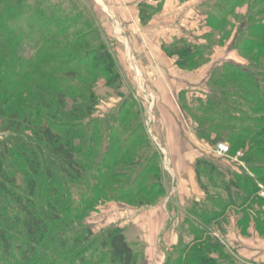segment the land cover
I'll return each instance as SVG.
<instances>
[{
	"label": "rangeland",
	"instance_id": "1",
	"mask_svg": "<svg viewBox=\"0 0 264 264\" xmlns=\"http://www.w3.org/2000/svg\"><path fill=\"white\" fill-rule=\"evenodd\" d=\"M120 1L0 0V83L12 95L10 105L21 106L28 99V92L43 91L49 73L59 76L58 82L49 84L67 95L70 117L60 115L56 120L63 126L67 122L73 124L76 147L82 149L79 140L84 138L88 148H92L81 159L89 171L86 178L74 185L70 183L75 186L70 198L60 193L54 200L61 204L60 220L41 247L44 251L40 264H115L110 249L103 246L107 232L114 229L123 231L136 264H179L182 251L192 254L197 246L192 244L194 232L213 238L223 247L213 253L217 260L223 252V256L229 257L222 259L225 262L233 259L234 264H264V226L258 223L264 221V183L257 182V196L262 203L255 202L247 189L238 188L239 179L243 180L241 185L244 179H257L245 161V152H235L231 141L225 140L218 144H226L232 152L221 155L216 148V136L212 135L211 141L201 138L199 124L187 110L189 106L196 107L198 99L205 100L210 95L212 76H207L211 71L228 64L239 69L250 67L243 44L238 42L234 46L247 6L237 9L241 18L230 17L224 44H219L216 37L210 61L187 70L173 66L177 58L167 53L163 42L170 41L172 35L199 44L210 32L206 14H213L218 20L223 17V11L214 8L217 1L175 0L167 4L164 13H154L153 19L146 22L141 19L142 25L134 24L137 20L133 15L127 19L120 17ZM162 1L148 0L153 7L163 6ZM92 29L97 32L77 45V34ZM210 29L208 36L213 33ZM42 32L45 38L41 37ZM40 39H45L41 47ZM100 52L105 53L102 59L98 58ZM143 54L144 59L148 56L145 80L151 85L152 96L137 88L134 68ZM40 56L52 65H43L38 60ZM96 64L103 66L97 68ZM107 67L112 68V73L105 71ZM162 90L163 93L159 92ZM235 104L239 105L236 101ZM76 107L80 112L73 115ZM247 124H238L237 128L242 130ZM136 132L145 140L137 141L126 158L124 151L130 148L131 134ZM12 134L5 130L0 118V142ZM27 134L33 136L32 132ZM193 146L209 157L204 159ZM146 148L148 154L158 153L160 168L149 176L146 185L162 187V194L128 198L134 191L139 194L138 187H130L140 182L138 154H146ZM135 160L133 169L130 166ZM187 162L195 163V170L188 169ZM118 163L121 165L116 166ZM115 172L128 174L112 181ZM78 185L81 186L76 188ZM50 191L41 190L39 196H50ZM215 200L228 207L225 217L209 224L193 219V210L198 207L224 211L222 205L211 204ZM22 242L23 238L16 240L10 258H4L0 249V264H21L15 248Z\"/></svg>",
	"mask_w": 264,
	"mask_h": 264
},
{
	"label": "trees",
	"instance_id": "2",
	"mask_svg": "<svg viewBox=\"0 0 264 264\" xmlns=\"http://www.w3.org/2000/svg\"><path fill=\"white\" fill-rule=\"evenodd\" d=\"M212 1L215 2V0L210 2ZM216 1L217 4L214 8L223 11V17L218 20L214 18L213 14H209L208 21L210 27L213 28V33L207 36V45L200 46L182 40L165 46V49L172 57L177 58L176 65L178 67L187 70L197 69L200 62L210 61L212 44L217 36L219 44H224L226 41L224 38L227 37V30L231 26L230 17L241 18L236 13L237 9L247 6V12L244 17L242 16L243 21L234 46H237L238 42L243 44V48H241L249 57L250 67L239 69L233 64H228L223 68L215 69L211 77L210 95L205 100L198 99L196 107L195 105L189 106L187 110L199 124L198 133L201 138L211 141L212 135H215L216 146L218 142L228 140L231 141L235 152H245V161L249 164L250 171L257 175V179H252V181L251 178L244 179L243 185H241L243 180L239 179L236 181V185L238 188L247 189V193L253 197L255 202L262 203V200H259L257 196V182L264 183V0ZM226 4V8L230 7L231 9L226 10ZM160 9L161 7L144 5L141 14L142 20L145 22L151 20L154 13L159 12ZM96 32V29H92L82 35L77 34L76 44L83 42ZM220 33L224 35L223 40ZM41 37L45 38L43 32ZM44 40H39L40 47L44 44ZM92 53L87 56L88 59ZM100 54L102 57L98 56L99 59L105 57V53L100 52ZM38 60L42 61L43 65H52L47 58L40 56ZM89 65L90 62L87 67ZM101 66L103 64H96L97 68ZM105 71L110 74L112 68L107 67ZM48 76L44 82L45 87H42L43 91L28 92V99L26 97L23 100L22 105L25 107L22 108H20L22 105L13 107L10 105L12 95L0 83V118L3 119L5 130L13 132L11 136L0 142V249L4 258H10L16 240L23 238V242L15 248L21 256V264H40V258L44 251L41 247L46 244L52 228L60 220L59 208L61 204L60 202L55 204V198L60 193L69 197L71 192L73 194L75 187L70 183H79L78 181L84 180L89 173L85 166L86 163L84 164L81 159L85 156L86 150L88 152L92 148H88L89 143L84 138L79 140L82 149L80 146L76 147L77 138L73 135V124L67 122L63 126L56 120L60 115L70 117L67 114V95L50 87L49 82H58L59 76H53L50 73ZM4 79L7 78L4 77ZM21 97L19 96V98ZM235 101L239 105H236ZM252 110L258 113H254V115L251 113ZM78 112H80V108L76 107L73 115ZM257 114L261 116H256ZM243 122L249 124L242 130L238 129V124H245ZM256 128H258L257 132H255ZM27 132H32L33 136H29ZM137 134L139 135L137 132L131 134L133 141L129 145L130 148L124 151V157L129 158L137 141L145 140L141 135L137 137ZM76 135L78 134L76 133ZM90 142L92 144L94 140L91 139ZM146 150V154L144 151L142 154H138L137 167L142 169L140 182L136 187H132L133 185L130 187L132 189L138 187L139 194L134 191V194L127 195L128 198L134 195L151 197L162 194V187L149 188L146 185L149 176L160 169L158 153L148 154V148ZM230 152H232L231 147ZM151 154L152 158L150 159L148 156ZM107 155L110 158V153ZM258 162L260 163L258 164ZM118 165L121 163L116 164V166ZM133 165L136 166V160L130 166L135 169ZM125 174L128 173L124 172L123 175H120L115 172L112 181L125 177ZM79 186L81 185L76 188ZM126 188L130 190L128 187ZM44 189L51 190V195L44 196L40 193L41 196H39V192ZM127 190L124 191L128 192ZM112 191L116 190L113 188ZM49 197L51 198L49 199ZM216 203L222 205L225 208L224 211L209 210L208 208L203 210L198 207L193 210V219L198 218L202 222L207 221L208 224L221 220L225 217L228 207L224 206L221 200L211 202L214 207L217 205ZM67 210L69 213L70 208ZM261 216L263 217V214ZM258 223L260 226H264V221H258ZM200 228L204 231L205 225H200ZM193 235L195 240L192 244H197L198 247L191 250L192 254L182 251L180 260H178L179 264L235 263H233V259L228 262L222 260L229 259L227 254L223 256V252L218 254L220 259H216V255L213 253L223 250V247L215 243L213 238H204L203 235L200 237L195 232ZM103 246L110 249L113 263L136 264L133 249L122 230H109L104 237Z\"/></svg>",
	"mask_w": 264,
	"mask_h": 264
},
{
	"label": "crops",
	"instance_id": "3",
	"mask_svg": "<svg viewBox=\"0 0 264 264\" xmlns=\"http://www.w3.org/2000/svg\"><path fill=\"white\" fill-rule=\"evenodd\" d=\"M155 1H156V3H161L162 0H155ZM173 1H175V0H164V1H162V5L163 6H158V7H161V9H160L159 12H163L164 13L165 12V9H167V7H168L167 4L170 3V2L173 3ZM209 1H211V0H209ZM109 4L110 3H108V5ZM119 4L121 5V9H122V12L120 14V17L122 16L123 19H127V18H130V16L133 15L134 16V20H137L134 23L136 25L137 24H141L142 7L144 5H147V4L150 5V3L148 2V0H122V2L120 1ZM123 7H124V9H123ZM203 14L205 15V13H203ZM208 18H209V16L206 14V19H208ZM152 19H153V17H152ZM209 30H210V32H212V29H210V27H209ZM210 32H207V36H208V34H210ZM169 36L171 38L170 41L166 40V41L163 42V46L162 47L164 49H165V46H169V45H172L174 43H178V42H180L182 40L181 37H175L174 38V37H171L172 35H169ZM207 36H205L201 41H198L199 44H197V45H200V46L207 45V43H208ZM162 47H161V49H162ZM141 53L142 52H140V54ZM146 57L148 58V56H146ZM146 57L144 59V54H143L142 60L139 61V62H137V66H136V68H134V70H135V76L137 77V80L139 81L138 82V85H137V88L141 92L143 91V94H149V95L152 96L153 95V90H151L152 89L151 88V85H148L147 82H146V80H145V78L147 77V74H148V71L145 68V66L148 65L147 63H145V62H147V58ZM143 59H144V62H143ZM143 63H145V64L143 65ZM175 63H176V61L173 62V66H176ZM212 64H213V62L210 63V65H212ZM213 69H215V68H213ZM210 76H212V71L207 76L208 79H209ZM140 80H142V84L140 83ZM154 87H155V84H154ZM159 92L163 93L164 91L162 90V91H159ZM193 150L199 152L201 154V156L204 157V159L206 157H209V154H207V152L202 151L199 148L197 149L195 146H193ZM186 167L188 169L190 168V169L195 170V163H193V162H187ZM187 178H188V180L191 181V176H188Z\"/></svg>",
	"mask_w": 264,
	"mask_h": 264
},
{
	"label": "built area",
	"instance_id": "4",
	"mask_svg": "<svg viewBox=\"0 0 264 264\" xmlns=\"http://www.w3.org/2000/svg\"><path fill=\"white\" fill-rule=\"evenodd\" d=\"M217 151L221 154V155H228L230 154V147L227 146L226 144L224 143H219L217 146ZM264 188H262V192L264 194Z\"/></svg>",
	"mask_w": 264,
	"mask_h": 264
}]
</instances>
